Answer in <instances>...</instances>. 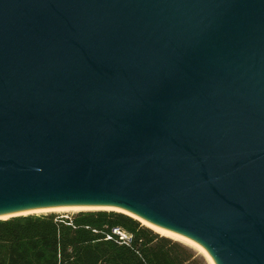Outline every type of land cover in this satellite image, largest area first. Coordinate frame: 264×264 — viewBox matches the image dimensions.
<instances>
[{
	"label": "water",
	"instance_id": "1",
	"mask_svg": "<svg viewBox=\"0 0 264 264\" xmlns=\"http://www.w3.org/2000/svg\"><path fill=\"white\" fill-rule=\"evenodd\" d=\"M60 204L264 264V0H0V214Z\"/></svg>",
	"mask_w": 264,
	"mask_h": 264
},
{
	"label": "trees",
	"instance_id": "2",
	"mask_svg": "<svg viewBox=\"0 0 264 264\" xmlns=\"http://www.w3.org/2000/svg\"><path fill=\"white\" fill-rule=\"evenodd\" d=\"M0 264L208 263L191 247L123 212L82 210L0 219Z\"/></svg>",
	"mask_w": 264,
	"mask_h": 264
},
{
	"label": "bare ground",
	"instance_id": "3",
	"mask_svg": "<svg viewBox=\"0 0 264 264\" xmlns=\"http://www.w3.org/2000/svg\"><path fill=\"white\" fill-rule=\"evenodd\" d=\"M82 210H115L119 212H123L132 216L133 218L137 219V221L141 222L142 225H145L151 228L153 231L159 233L160 235L169 237L171 239L180 241L187 245H190L196 249H198L208 260L209 264H214L213 260L201 249L200 243L187 241L186 235L184 234H177L169 231L167 228L157 225L156 223L135 214L125 208L115 206V205H107V204H60V205H52V206H43L37 208H29L25 210L15 211V212H8L0 214V218H8L13 215L19 214H30V213H48V212H69V211H82Z\"/></svg>",
	"mask_w": 264,
	"mask_h": 264
},
{
	"label": "rangeland",
	"instance_id": "4",
	"mask_svg": "<svg viewBox=\"0 0 264 264\" xmlns=\"http://www.w3.org/2000/svg\"><path fill=\"white\" fill-rule=\"evenodd\" d=\"M75 212H78V211H69V212H56V213H60V214H63V215H71V214H73V213H75ZM180 242V241H179ZM182 243V242H181ZM183 244H185V243H183ZM185 245H187V244H185ZM187 246H189V247H191L193 250H195L200 256H202L205 260H206V262L209 264V262H208V260L206 259V257L198 250V249H196V248H194V247H192V246H190V245H187Z\"/></svg>",
	"mask_w": 264,
	"mask_h": 264
},
{
	"label": "built area",
	"instance_id": "5",
	"mask_svg": "<svg viewBox=\"0 0 264 264\" xmlns=\"http://www.w3.org/2000/svg\"><path fill=\"white\" fill-rule=\"evenodd\" d=\"M114 231L117 232V233H119V235H120V237H121L122 239H124V240H129L130 236L127 235L126 233L121 232V231H119L118 229H114Z\"/></svg>",
	"mask_w": 264,
	"mask_h": 264
}]
</instances>
